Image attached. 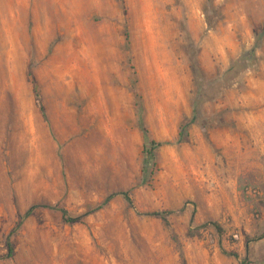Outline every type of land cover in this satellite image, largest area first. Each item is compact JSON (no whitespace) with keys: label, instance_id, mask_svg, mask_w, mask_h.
<instances>
[{"label":"rangeland","instance_id":"rangeland-1","mask_svg":"<svg viewBox=\"0 0 264 264\" xmlns=\"http://www.w3.org/2000/svg\"><path fill=\"white\" fill-rule=\"evenodd\" d=\"M246 113L264 0H0V264H264ZM142 125L162 144L145 181Z\"/></svg>","mask_w":264,"mask_h":264},{"label":"trees","instance_id":"trees-1","mask_svg":"<svg viewBox=\"0 0 264 264\" xmlns=\"http://www.w3.org/2000/svg\"><path fill=\"white\" fill-rule=\"evenodd\" d=\"M132 77H133V81H134L133 88L135 90L136 98L140 100L141 96H140L139 90L136 87V79H135L136 73H135V70H134L133 66H132ZM34 93H35V97H36L37 101L40 103L39 90H38V88L36 86L34 87ZM40 111H41V114L43 115V117L46 118L44 107L41 104H40ZM141 123H142V121H141ZM192 123L193 122L188 123L187 125L192 124ZM142 131H143L144 138H145V141H146L145 142V146H144V151H143V154L145 156V163H144L143 171H142L143 172V178H144V181H145V180H148L149 178H152L155 175V172H156V169H157L156 152L162 146V144L156 143L155 141L150 140L149 133L144 128V125H142ZM181 135H182V133H181ZM118 195H121L129 204L132 205V199H131V196H130V192H121ZM113 196H115V195H112V196L108 197L105 200L104 204L101 207H99L96 211L101 210L104 206H106L111 201ZM42 207L50 209V210H58V211H60L61 214H62L63 220L66 223L71 224V225L82 223L83 220L88 215H90V213H87V214H84V215H81V216L72 217V216H70L68 214V212L66 210L58 209V207H55V206L54 207L53 206H42ZM37 208H39V206H37V205L32 206L28 210V212L26 213L25 217H29L34 212V210H36ZM170 214H171L170 212H165V213L153 212V213L147 214V216L153 217V218H157V219H161L162 221L165 222V224L168 225L169 224V216H170ZM217 229L219 231H221L218 226H217ZM192 234H193V232L190 233V235H192ZM263 238H264V234L262 235L261 239H263ZM13 254H14V247H13V245H12L10 239H9L8 240V258H12ZM234 256L237 257V255H234Z\"/></svg>","mask_w":264,"mask_h":264},{"label":"crops","instance_id":"crops-1","mask_svg":"<svg viewBox=\"0 0 264 264\" xmlns=\"http://www.w3.org/2000/svg\"><path fill=\"white\" fill-rule=\"evenodd\" d=\"M263 114V115H262ZM262 114H253L251 113L248 114L246 113L245 115H241L239 118L241 119L239 121V126H249V127H257L260 128L261 131V135L264 136V113Z\"/></svg>","mask_w":264,"mask_h":264},{"label":"bare ground","instance_id":"bare-ground-1","mask_svg":"<svg viewBox=\"0 0 264 264\" xmlns=\"http://www.w3.org/2000/svg\"><path fill=\"white\" fill-rule=\"evenodd\" d=\"M12 8H13V6H11V9H10L11 11H12Z\"/></svg>","mask_w":264,"mask_h":264}]
</instances>
